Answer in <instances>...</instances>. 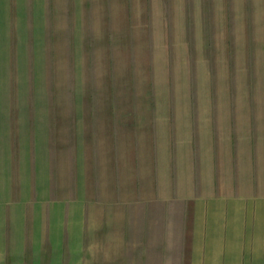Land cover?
Returning <instances> with one entry per match:
<instances>
[{
	"label": "rangeland",
	"instance_id": "obj_1",
	"mask_svg": "<svg viewBox=\"0 0 264 264\" xmlns=\"http://www.w3.org/2000/svg\"><path fill=\"white\" fill-rule=\"evenodd\" d=\"M112 147L136 203L70 261L47 204L96 199ZM261 181L264 0H0V264H188L198 191Z\"/></svg>",
	"mask_w": 264,
	"mask_h": 264
},
{
	"label": "crops",
	"instance_id": "obj_2",
	"mask_svg": "<svg viewBox=\"0 0 264 264\" xmlns=\"http://www.w3.org/2000/svg\"><path fill=\"white\" fill-rule=\"evenodd\" d=\"M113 147L111 155L119 158L120 154L124 156L127 154V162L119 164L118 160L112 162L107 168V170L110 168V175L103 167H97L96 199H88V186L82 182V189L79 187L77 193V205L68 203V200L47 204L45 217L48 221L50 219L56 221L60 230L62 227L66 230V240L55 242L61 246L65 243L66 247H62L60 251L68 252L69 257L62 255L64 259L70 261L75 259L70 256L74 251L71 244H82L83 252L85 235H90L93 228L112 229L116 218L114 208L121 206L120 208L126 211L136 203L133 200L138 194L134 153L130 154L129 151L123 153L119 147L117 149ZM34 155L38 158V153ZM83 156L82 147V158ZM45 157L46 159L42 155L39 159H34L35 169L38 167L43 170L40 163H46V170L49 172L47 152ZM83 167L84 164L82 181H85ZM139 186L141 189L140 180ZM195 197L192 199L189 223L186 225L185 221L186 228L182 229L183 235L187 236L188 264H264V182H259L255 188L234 191L226 189L222 192L214 191L207 186L206 189L198 191ZM148 212L150 213L149 210ZM164 215L162 212V217ZM84 259L82 256V260Z\"/></svg>",
	"mask_w": 264,
	"mask_h": 264
}]
</instances>
